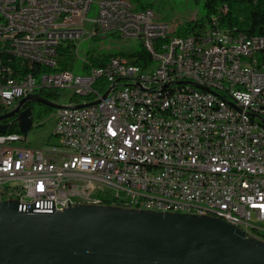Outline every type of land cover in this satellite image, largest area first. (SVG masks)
I'll return each mask as SVG.
<instances>
[{"label":"built area","instance_id":"built-area-1","mask_svg":"<svg viewBox=\"0 0 264 264\" xmlns=\"http://www.w3.org/2000/svg\"><path fill=\"white\" fill-rule=\"evenodd\" d=\"M175 29L153 9L124 12L117 0H0L5 112L42 89L58 98L71 91L56 108L55 142L47 147L22 144V132L0 133V202L36 213L127 203L219 218L264 242V60L263 72H250L248 62L214 54L223 46L259 58L264 35L235 40L217 20L185 36ZM107 37L138 39L142 48L128 51L145 50L150 66L101 61L103 47L81 57V41ZM186 50L202 56V67L182 58ZM7 56L15 69L4 64ZM77 58L84 74L73 72ZM35 60L48 62L41 79L17 77V67Z\"/></svg>","mask_w":264,"mask_h":264},{"label":"water","instance_id":"water-1","mask_svg":"<svg viewBox=\"0 0 264 264\" xmlns=\"http://www.w3.org/2000/svg\"><path fill=\"white\" fill-rule=\"evenodd\" d=\"M60 107L39 94L0 114V133L15 115L33 126L28 102ZM83 104L79 105L82 106ZM0 264H264V242L211 216L107 205H78L54 213L19 211L0 202Z\"/></svg>","mask_w":264,"mask_h":264},{"label":"trees","instance_id":"trees-1","mask_svg":"<svg viewBox=\"0 0 264 264\" xmlns=\"http://www.w3.org/2000/svg\"><path fill=\"white\" fill-rule=\"evenodd\" d=\"M136 7L139 9H152L153 2L151 0H132ZM199 1V0H195ZM203 7L205 13L200 18L183 20L179 23L178 27L175 29L176 35L185 36L189 34H194L197 31H201L207 25H211L213 20H217L219 26L229 33L240 34L245 36H262L264 35V0H203ZM124 53V54H123ZM119 55H127L133 57L135 53H118ZM116 54V55H118ZM115 54L110 52H103V59L101 61H106L107 57ZM138 58L134 61L136 64H143L149 56L145 50H140L138 52ZM71 60V58H68ZM64 61V60H63ZM150 61V58L148 59ZM72 61H65L62 63L63 67L66 68L68 64ZM4 64L12 68H16V60L13 57H4ZM68 68V67H67ZM0 79L3 78L5 72L0 71ZM39 95L50 100H58V92L55 90L42 89ZM35 102L30 101L27 103L26 107H30ZM52 109L45 105V112ZM5 112V107L0 104V114ZM3 122H12L9 126V132H20L17 122H14L13 117L4 120ZM123 208V207H122Z\"/></svg>","mask_w":264,"mask_h":264},{"label":"rangeland","instance_id":"rangeland-1","mask_svg":"<svg viewBox=\"0 0 264 264\" xmlns=\"http://www.w3.org/2000/svg\"><path fill=\"white\" fill-rule=\"evenodd\" d=\"M97 1V0H94ZM153 2L152 9L155 14L163 21H166L170 25V30L178 27L179 23L183 20L200 18L204 15L205 10L203 7V0H151ZM92 9L89 13V17L96 15V2L93 3ZM81 57H85L86 51L92 49L99 50L103 47L106 52L119 51V50H134L141 49L140 41L138 39H132L122 41L121 39H114L113 37H107L102 41H95L92 39L83 40L80 42ZM258 60H264V53L258 54ZM82 59L77 58L76 67L73 69L75 74H84L85 71L81 68ZM71 96L70 90L60 91V98L56 102L58 105H63L69 102ZM34 124L32 128L25 134L27 139L22 144L34 147L42 148L47 147L49 142H55V138L52 136V132L56 123V108H52L45 112V105L35 102L30 106ZM13 120L20 125L18 116H14Z\"/></svg>","mask_w":264,"mask_h":264},{"label":"bare ground","instance_id":"bare-ground-1","mask_svg":"<svg viewBox=\"0 0 264 264\" xmlns=\"http://www.w3.org/2000/svg\"><path fill=\"white\" fill-rule=\"evenodd\" d=\"M21 3H28V0H21ZM117 7H119V9L123 10L124 12L137 11V7L132 0H117ZM233 38L235 40H242V41L251 40V42H258V36L248 37L245 35L233 34ZM124 52L132 53L131 55H133L134 53L138 54V52H132V51H124ZM137 54L133 55V57H129L126 54L125 55L115 54L110 57H107V59H109V62L122 66H134V65H136V67L150 66V61H148L150 56L146 61H143L144 62L143 64H138V63L136 64L134 61L138 58ZM214 54H218V61H231L235 59L241 62H248V69H250V72H263V65L259 63L258 58H250V52H248V49L232 48V51L230 53V49H225V47L223 46H214ZM157 55H164V48H157ZM182 58L188 59V64L193 65V67H202V56L197 55V51L194 50L182 51ZM63 60H64V54H55V61H63ZM67 67L72 68V62H70ZM47 69H48L47 61L35 60L34 62L27 63L26 65H24V67H17V77L41 79V76L44 75V71H46ZM5 83H6V76H3V78L0 79V84H5ZM117 207L127 208V203H117ZM54 212H58V211H53L50 213H54Z\"/></svg>","mask_w":264,"mask_h":264},{"label":"flooded vegetation","instance_id":"flooded-vegetation-1","mask_svg":"<svg viewBox=\"0 0 264 264\" xmlns=\"http://www.w3.org/2000/svg\"><path fill=\"white\" fill-rule=\"evenodd\" d=\"M15 116H17V115H15ZM14 117V116H13Z\"/></svg>","mask_w":264,"mask_h":264}]
</instances>
